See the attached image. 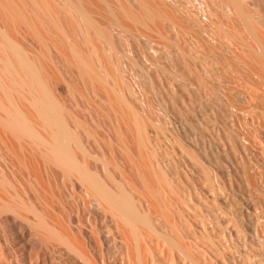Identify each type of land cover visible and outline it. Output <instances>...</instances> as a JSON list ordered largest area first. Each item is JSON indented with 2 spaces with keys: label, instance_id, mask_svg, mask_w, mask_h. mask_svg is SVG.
Listing matches in <instances>:
<instances>
[{
  "label": "bare ground",
  "instance_id": "1",
  "mask_svg": "<svg viewBox=\"0 0 264 264\" xmlns=\"http://www.w3.org/2000/svg\"><path fill=\"white\" fill-rule=\"evenodd\" d=\"M256 111L264 0H0V264H264Z\"/></svg>",
  "mask_w": 264,
  "mask_h": 264
},
{
  "label": "rangeland",
  "instance_id": "2",
  "mask_svg": "<svg viewBox=\"0 0 264 264\" xmlns=\"http://www.w3.org/2000/svg\"><path fill=\"white\" fill-rule=\"evenodd\" d=\"M214 29L216 30L218 36L220 35L219 38L221 37L220 39H222V35H224L223 32H222V29L219 28V26L217 27V25L214 26ZM240 30H241V28H240ZM242 30H243L245 33H247L246 30H244V28H242ZM223 37L227 39L226 41H228L227 36L224 35ZM222 40L224 41L225 44H228V43H229L230 46L232 45V44L230 43V41H228V43H226L225 39H222ZM252 42H253V41H252ZM224 43H223V44H224ZM233 47H234V46H233ZM235 49H236V48H235ZM220 50H221V53H222L223 55H225V53H226V48H225V47L222 48V47H220V46L218 47L217 52H218L219 54H218V53H217V54H218L219 56H221V55H220ZM222 50H224V51H222ZM218 59H219V58H218ZM239 71L242 72V69L239 68ZM232 75H234V74L232 73L231 76H230V88H231V91H232V93H233L235 99H237V101H241V100H242V98H243V96H244L243 94H246V89L248 90L247 93H248L249 91H251L252 93L255 92V95H256V94H258L257 92H259L258 96L260 95V93H261L260 91H261V90L259 89L258 86H257V87H256V86H253V85H255L253 82H252V84L249 83V82H251V80H249V78H247V77L244 76V75H243L244 77H243V76L241 77L240 75H242V74H238V75H237L236 72H235V75H234V76H232ZM235 76H236V77H235ZM237 76H240V79H239V77H237ZM231 77H232L233 79H232ZM245 77H246V78H245ZM245 79H246V80H245ZM247 79H248L249 81H248ZM231 80H232V82H231ZM236 82H237V83H236ZM247 87H248V88H247ZM244 88H246V89H244ZM240 89H241V90H244V91H241ZM239 92H242V93H241L242 96H240ZM238 94H239V95H238ZM255 95H254V96H255ZM254 96H252V99H253L252 101L255 102V103H259L260 100H258V96H257V95H256L255 97H254ZM238 98H239V99H238ZM253 115H256V116L258 117V118H257L258 120H255V122H256V123H259V122H257V121H260L259 124L262 125V126L264 127V117L262 116V114H261L259 111H256V112L253 113ZM253 117H254V116H253ZM247 118H248V119H247ZM247 118L245 119L246 121H245V120H244V121L247 123L246 125H249V126H250V129H249V130H250V133L252 134V132H253V131H251V128H252V130H254V132H253L254 135H252V136H255V137H256V140H257L258 143L260 142V144H263L262 141H263L264 139H262L261 137H262V134H264V128H261V129L263 130V133H257V132L255 131V129H253L254 127H252V126H253V121H252V119H251L252 117H251V118H250V117H247ZM254 118H256V117H254ZM244 121H243V122H244ZM245 122H244V123H245ZM260 125H259V126H260ZM258 134H259V135H258ZM258 136H259V137H258ZM257 138H258V139H257ZM260 138H261V140H260ZM258 146H259V145H258ZM259 158H260V161H259L258 163L261 164V158H262V157L259 156Z\"/></svg>",
  "mask_w": 264,
  "mask_h": 264
}]
</instances>
